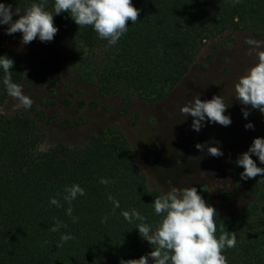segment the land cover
<instances>
[{"label": "trees", "instance_id": "obj_1", "mask_svg": "<svg viewBox=\"0 0 264 264\" xmlns=\"http://www.w3.org/2000/svg\"><path fill=\"white\" fill-rule=\"evenodd\" d=\"M25 11L40 0H14ZM55 0L46 9L54 13ZM140 10L138 20L116 44L99 37L93 26L80 27L70 16H54L61 51L70 57L76 75L94 85L102 96L117 98L126 113L134 99L155 104L164 100L183 79L207 41L226 31L246 30L264 38V0H132ZM14 60V83L24 80L22 52L0 45V56ZM0 67V264H120L139 259L153 249L123 211L144 216L152 230L166 214L157 215L155 198L140 173L134 151L124 133L105 126L79 144L58 141L46 149L45 109L30 108L12 114L1 110L9 99ZM46 108L47 105L43 104ZM110 181L107 185L100 181ZM79 184L85 191L69 204L65 188ZM251 188L260 192V179ZM59 194V195H57ZM109 195L119 201L115 209ZM60 200L62 207L50 203ZM256 200L226 215L217 212L219 238L236 233V246L225 248L228 264H264V208ZM73 217L78 221L73 223ZM107 217V222H102ZM67 225L51 232L56 221ZM74 240L61 243V235ZM155 247V246H153ZM149 264H154L149 257Z\"/></svg>", "mask_w": 264, "mask_h": 264}, {"label": "rangeland", "instance_id": "obj_2", "mask_svg": "<svg viewBox=\"0 0 264 264\" xmlns=\"http://www.w3.org/2000/svg\"><path fill=\"white\" fill-rule=\"evenodd\" d=\"M11 4L13 12L23 8L14 0H0ZM19 19L18 15L13 20ZM8 25L0 24V45L20 51L24 55L23 93L33 101L32 108L45 109V139L41 149L61 141L79 145L107 125L117 126L127 138L135 154L137 167L147 185L162 195L171 187L181 190L196 187L198 193L220 215L240 209L258 198L254 194L252 178L243 180L237 158L248 151L257 137L264 138V114L244 106L235 99V84L257 63V57L248 55V39L256 38L246 30L226 31L202 46L189 71L162 101L149 104L134 99L126 113L119 99L100 95L94 85L85 83L71 66L70 57L63 54L59 34L51 42L37 37L30 44H22V33L7 34ZM200 95L207 101L221 95L230 107V126L205 122L199 132L192 129L193 117L181 115L180 109ZM18 103L9 97L1 110L12 114L25 108H14ZM47 105L46 108L43 104ZM250 115L244 118L242 108ZM254 129H246L248 123ZM219 141L223 156L213 157L207 147L201 152L196 144ZM258 167L264 168L258 157H252ZM260 179L263 197L256 206L264 208V176Z\"/></svg>", "mask_w": 264, "mask_h": 264}, {"label": "clouds", "instance_id": "obj_3", "mask_svg": "<svg viewBox=\"0 0 264 264\" xmlns=\"http://www.w3.org/2000/svg\"><path fill=\"white\" fill-rule=\"evenodd\" d=\"M234 2L239 3V0ZM46 5L47 0H40V3H33L26 13L21 15L19 9L13 12L11 4L0 3V24L9 26L8 35L22 33V44H30L37 37L42 42H51L58 33L54 16L70 13L79 28L93 26L100 38L107 39L109 44L114 45L127 32L128 21L134 24L140 13L132 0H55V14L45 10ZM14 15H18L19 19L14 21ZM246 43L250 45L248 55L254 54L257 57V63L235 84V99L242 105L258 109L264 114V40L248 39ZM13 66V59L7 55L0 56V67L5 73L3 84L6 86L8 95L18 101L14 108L30 109L34 101L23 93L22 85L13 82L11 76ZM229 107L221 95H215L207 101L201 100L198 95L185 104L180 112L185 117H193L191 127L199 132L205 127V122L230 126L231 117L225 115ZM242 112L247 119L250 115L248 108H242ZM245 128L254 129V125L250 122L245 125ZM212 143L219 145L220 142L198 143L196 148L203 152L207 147L209 155L223 156L221 148L211 146ZM253 154L258 157L261 164H264V138H255L248 151L237 158V165L243 168V172L240 173L243 180L256 178L258 175L264 176V168L257 166L252 158ZM100 182L105 185L110 183L106 179ZM65 193L63 199L69 204L67 215L72 216V201L78 195L83 196L85 191L79 184H73L65 188ZM108 199L114 205L113 214H115V209L120 207V203L111 195ZM50 203L57 207L63 206L56 198H52ZM154 209L157 215L166 214L155 231L144 222L146 218L139 211L133 209L131 212H122L129 223L134 220L140 221L136 228L153 250L139 259H121L120 264H149V257L154 264H228L223 250L226 247L236 246V233L223 231L224 225H221L222 234L217 238V210L206 203L196 187L183 190L175 186L171 187L167 194L155 198ZM77 221L78 217H73V223ZM102 222L106 223L107 217ZM61 227L66 228L67 225L57 220L49 231L58 232ZM74 239L75 237L71 234L61 235V243L58 247Z\"/></svg>", "mask_w": 264, "mask_h": 264}]
</instances>
